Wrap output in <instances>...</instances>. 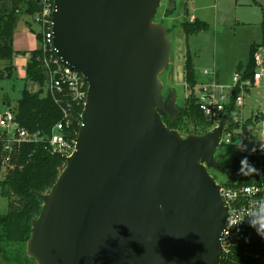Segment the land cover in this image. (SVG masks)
Masks as SVG:
<instances>
[{"label": "water", "instance_id": "1", "mask_svg": "<svg viewBox=\"0 0 264 264\" xmlns=\"http://www.w3.org/2000/svg\"><path fill=\"white\" fill-rule=\"evenodd\" d=\"M160 1L54 0L53 45L87 92L75 149L56 153L65 165L38 194L25 248L35 264H218L227 207L208 169L221 170L227 120L186 136L163 121L180 109L162 92Z\"/></svg>", "mask_w": 264, "mask_h": 264}, {"label": "trees", "instance_id": "2", "mask_svg": "<svg viewBox=\"0 0 264 264\" xmlns=\"http://www.w3.org/2000/svg\"><path fill=\"white\" fill-rule=\"evenodd\" d=\"M172 9L167 8L168 12H172ZM21 10L32 16L39 11V5L36 0H0V63L3 65L0 69V77H11L14 71L13 35ZM181 28L183 33L189 36L206 30L208 24L194 18L193 21L183 20ZM260 30V41L250 45L248 62L244 68L241 64L237 65L236 71L241 72L243 77L252 75L254 55L259 47L263 49L264 60V6ZM36 37L39 40L40 35ZM42 55L40 48L29 53L25 79L32 85L29 88L25 86L21 90L20 97L12 109L16 122L46 139L51 134L53 126L62 120L63 112L67 111L70 118L69 129L76 133L80 126L83 105L72 102L66 91L45 90L47 75L39 59ZM185 70L188 78L193 80L194 71L190 56L185 60ZM235 93L236 91L226 107L227 113L232 109ZM195 100L180 110L178 116L183 114L187 121L197 120L202 124L204 115L198 106L197 98ZM178 116L174 121L166 115L162 119L168 127L174 128L172 125L176 124ZM254 118L262 124L263 144L248 151L237 150L232 154L227 183L264 186V112ZM253 122L255 121L250 117L238 127L248 131ZM207 130L203 128L199 134ZM1 145L0 143V153ZM224 145L228 146V144ZM64 165L60 157L47 149L44 140L38 143L14 144L11 158L6 166L3 165L0 154V194L7 199V211L0 215V257L6 264L34 262L28 256V259L24 256L18 258L17 254L8 253L6 246L29 238L30 221L38 215L41 208L38 194L50 189ZM218 264H264V222L250 228L243 240L223 252Z\"/></svg>", "mask_w": 264, "mask_h": 264}, {"label": "rangeland", "instance_id": "3", "mask_svg": "<svg viewBox=\"0 0 264 264\" xmlns=\"http://www.w3.org/2000/svg\"><path fill=\"white\" fill-rule=\"evenodd\" d=\"M263 6L264 0H175L173 11L168 12L167 0H161L155 12L154 21L166 26L167 36L171 42L169 64L160 74L163 94L165 95L170 89L174 90L176 105L182 110L191 102L196 101L200 86L204 83L231 84L237 65L241 64L244 68L248 62L250 45L260 41ZM189 15H194L205 21L208 28L186 36L182 31L181 22L183 20L193 21L194 19H191ZM33 29L36 31L38 25L32 22L31 16L21 10L17 26L14 29V49L21 50L38 46L39 40L35 41L34 34L31 32ZM262 53L263 49L259 47L255 55L263 60ZM187 56H190L193 63V80L188 78L185 70ZM27 59V54L17 53L14 57L16 69L12 72L11 77H0L1 110L4 108L13 109L20 97L21 90L25 86L29 88L32 85L24 77ZM2 68L3 65L0 63V69ZM255 69L254 61L253 71ZM204 70L207 73H204ZM238 94L239 91H236L234 95ZM243 95L244 106L240 109L239 122L234 123L229 120L226 124L228 128H231L229 138L232 143H229L228 146L223 143L219 144L214 154L221 170L208 169L218 184H223L228 180L229 166L235 151H248L263 144L262 124L254 116H259L264 112V81L260 80L259 83H254L252 87L246 88ZM250 117L255 122L249 126L248 131L238 127ZM214 126V123L205 117L201 124L197 120L196 122L187 121L183 114H180L176 124L172 125L182 136L190 133L199 134L203 128L210 130ZM223 136H226V131ZM241 138L243 139L242 144L239 143ZM6 211L7 199L0 194V215ZM26 241L10 243L6 246V251L10 254H17L18 258L24 256L28 259L25 251ZM31 264L35 263L31 262Z\"/></svg>", "mask_w": 264, "mask_h": 264}, {"label": "built area", "instance_id": "4", "mask_svg": "<svg viewBox=\"0 0 264 264\" xmlns=\"http://www.w3.org/2000/svg\"><path fill=\"white\" fill-rule=\"evenodd\" d=\"M36 1L39 11L31 18L32 22L38 25V29L35 31L36 36L40 35L39 48L43 55L39 59L42 61L47 75L45 90L66 91L72 102L84 105L87 92L85 79L77 69L65 64L57 56V49L53 45L51 16L54 10V0ZM254 61L256 69L251 76L243 77L242 73L236 71L231 84L206 82L200 86L201 89L196 96L198 106L204 117L213 122L215 126L223 115L226 116L227 121L231 120L237 123L238 116L241 115L240 109L244 106V90L252 87L254 83H259L260 80L264 81V60H260L257 55H254ZM204 73L207 71L204 70ZM234 91H239V94L234 97L232 109L227 113L226 107L233 98ZM226 124L224 130L226 136H223V132L220 144L232 143L229 138L231 128H228ZM69 126L70 118L68 112L64 111L62 120L53 126L51 134L44 139L37 132H30L20 126L16 122L12 109L1 110L0 143L2 145L0 154L3 165L6 166L9 162L13 145L23 142L38 143L44 140L51 153H58L64 157L70 156L75 149L77 132L69 129ZM242 138L239 140L240 144H242ZM219 185L221 198L227 207L226 223L220 238L223 252H225L243 240L250 228L264 222V186L257 184L236 185L227 183V181Z\"/></svg>", "mask_w": 264, "mask_h": 264}, {"label": "crops", "instance_id": "5", "mask_svg": "<svg viewBox=\"0 0 264 264\" xmlns=\"http://www.w3.org/2000/svg\"><path fill=\"white\" fill-rule=\"evenodd\" d=\"M189 13V12H188ZM190 16V18L191 19H194V18H197V17H195L194 15H189ZM199 19V18H198ZM201 20V19H200ZM203 21V20H202ZM33 28V27H32ZM31 31V30H30ZM31 32H33V34H34V40L36 41V40H38L37 39V37H36V34H35V30L33 29V31H31ZM38 46H39V43H38ZM38 46H32V47H30V48H26V49H14V39H13V49H14V51H15V55H14V57L16 56V54L17 53H20V54H23V55H25V54H27V56H28V59H29V53H30V51H32V50H35L36 48H38ZM14 57H13V61H12V63H13V66H14V70L16 69V64L14 63ZM28 59H27V61L25 62V64H27V62H28ZM26 75V74H25ZM25 77V76H24ZM3 104H6L5 102H3ZM5 109H7V108H4V109H2V110H5ZM0 111H1V109H0Z\"/></svg>", "mask_w": 264, "mask_h": 264}]
</instances>
